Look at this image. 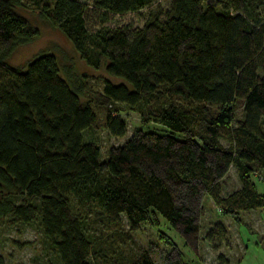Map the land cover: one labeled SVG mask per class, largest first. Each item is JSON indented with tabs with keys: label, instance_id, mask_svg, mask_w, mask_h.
<instances>
[{
	"label": "trees",
	"instance_id": "1",
	"mask_svg": "<svg viewBox=\"0 0 264 264\" xmlns=\"http://www.w3.org/2000/svg\"><path fill=\"white\" fill-rule=\"evenodd\" d=\"M17 7L118 81L89 85L50 53L10 65L11 51L38 34ZM126 12H142V25L106 24ZM125 110L140 127L101 157L84 130L100 122L122 137ZM229 167L239 186L222 194ZM261 170L264 0H0V220L34 226L57 264H153L131 251L127 232L159 216L189 246L203 195L240 223L264 210L251 180ZM212 234L224 237L219 222ZM164 259L183 264L177 252Z\"/></svg>",
	"mask_w": 264,
	"mask_h": 264
},
{
	"label": "rangeland",
	"instance_id": "2",
	"mask_svg": "<svg viewBox=\"0 0 264 264\" xmlns=\"http://www.w3.org/2000/svg\"><path fill=\"white\" fill-rule=\"evenodd\" d=\"M157 1L164 6L168 0ZM16 11L23 15L31 25L37 27L38 34L29 42L17 45L11 51L7 57L10 65L22 68L34 55L50 53L55 54L61 66L69 65L76 75L83 76L89 85H99L103 78L113 82L118 81L108 76L102 68L93 70L87 67L79 59L71 42L59 30L48 26L40 19L36 11L22 7H17ZM86 12V26L94 29L97 21L90 6ZM141 13L111 14L106 24L124 25L128 29L139 27L144 20ZM238 111H236L237 116H240ZM121 116L126 124V132L122 137L109 136L100 122L97 123L96 129L89 128L83 132L84 140L98 145L101 157L108 148L121 144L134 134L136 128L140 127V118L135 111L125 110ZM152 126L154 125H150L149 128ZM221 142L224 144V141L221 140ZM255 174L251 176L255 189L258 193L264 194V170ZM221 181L222 194L239 186L232 167L227 169ZM199 210L200 215L197 219L199 233L196 240L188 239L190 247L185 245L184 238L159 216L156 221L143 223L138 231L127 232L128 247L132 252L146 251L153 264H166L164 257L167 255L168 259H175L176 252L179 253L183 264H236L243 248L242 244L260 243L264 240V222L259 211L242 213L240 223H236L228 216H220L206 195L200 198ZM216 222L223 227L224 237L219 239L212 234V238L206 240V234L211 232ZM121 231L126 232L124 227ZM0 255L3 257L4 264H57L45 240L34 226L19 224L9 227L4 224L3 220H0Z\"/></svg>",
	"mask_w": 264,
	"mask_h": 264
},
{
	"label": "crops",
	"instance_id": "3",
	"mask_svg": "<svg viewBox=\"0 0 264 264\" xmlns=\"http://www.w3.org/2000/svg\"><path fill=\"white\" fill-rule=\"evenodd\" d=\"M259 215L264 222V210H260ZM242 246L243 248L236 264H264V240L260 243L251 242L250 244H242Z\"/></svg>",
	"mask_w": 264,
	"mask_h": 264
}]
</instances>
